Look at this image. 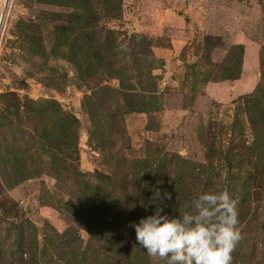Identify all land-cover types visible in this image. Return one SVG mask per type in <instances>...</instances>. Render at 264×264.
<instances>
[{
    "label": "rangeland",
    "instance_id": "1",
    "mask_svg": "<svg viewBox=\"0 0 264 264\" xmlns=\"http://www.w3.org/2000/svg\"><path fill=\"white\" fill-rule=\"evenodd\" d=\"M0 264H264V0L0 2Z\"/></svg>",
    "mask_w": 264,
    "mask_h": 264
},
{
    "label": "bare ground",
    "instance_id": "2",
    "mask_svg": "<svg viewBox=\"0 0 264 264\" xmlns=\"http://www.w3.org/2000/svg\"><path fill=\"white\" fill-rule=\"evenodd\" d=\"M0 2H1V4L6 5V3L8 2V0H1Z\"/></svg>",
    "mask_w": 264,
    "mask_h": 264
},
{
    "label": "water",
    "instance_id": "3",
    "mask_svg": "<svg viewBox=\"0 0 264 264\" xmlns=\"http://www.w3.org/2000/svg\"><path fill=\"white\" fill-rule=\"evenodd\" d=\"M3 17H4V14L2 15V19H3Z\"/></svg>",
    "mask_w": 264,
    "mask_h": 264
}]
</instances>
